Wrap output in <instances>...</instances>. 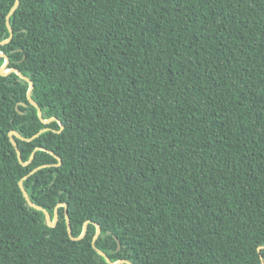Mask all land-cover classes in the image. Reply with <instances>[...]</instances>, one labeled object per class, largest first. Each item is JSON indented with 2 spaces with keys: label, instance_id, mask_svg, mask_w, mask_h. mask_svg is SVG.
I'll return each instance as SVG.
<instances>
[{
  "label": "trees",
  "instance_id": "obj_1",
  "mask_svg": "<svg viewBox=\"0 0 264 264\" xmlns=\"http://www.w3.org/2000/svg\"><path fill=\"white\" fill-rule=\"evenodd\" d=\"M10 26L55 120L0 75V264H109L97 224L112 262L264 264V0H20ZM44 129L22 165L10 132Z\"/></svg>",
  "mask_w": 264,
  "mask_h": 264
},
{
  "label": "water",
  "instance_id": "obj_2",
  "mask_svg": "<svg viewBox=\"0 0 264 264\" xmlns=\"http://www.w3.org/2000/svg\"><path fill=\"white\" fill-rule=\"evenodd\" d=\"M19 5H20V0H16L14 6L12 7V9L10 10V12L8 13V15H7V17H6V23H7L8 29H9V31H10V37H9L6 41L1 42V43H0V46H1V45H5V44L10 43V41H11L12 38H13V30H12V28H11V26H10V18H11V16L16 12V10L18 9ZM0 56H2V57L5 58V63H4V65L0 68V75H2V76H7V75H9V74H11V73L14 72V73H16L17 75H19L22 79H24L25 81H27V82L30 84V89H29V92H28V100H29V102H30L34 107H36V109L38 110V114H39L40 119H41L44 123H50V122H52L53 120H55V119H51V120H44V119H43V116H42V110H41L40 106H39V105L33 100V98H32V90H33V82H32V80H31L30 78H28L27 76H25L24 74H22L21 71L18 70V69L12 68V69H10V70H7V67H8V64H9V58H8L4 53H2V52H0ZM17 109H18V107H17ZM46 130H47V129H44L43 131H41L40 133H38L37 135H35L33 138H30V139L24 138V137H22L21 135H19V134L16 133V132H10V140H11V143H12L13 146L15 147L16 152H17V155H18V160H19V162H20L22 165L27 166V165L32 161L34 154L32 155V158H31V160H30L29 162L24 163L23 160H22V154H21V151H20V149H19L18 143L16 142L14 136L17 137V138L20 139V140H23V141H32V140H34L35 138H37L42 132H44V131H46ZM40 149H43V148H40ZM36 150H39V149H36ZM50 153H51L52 155H54V156L59 160V164H58V166L61 165V159H60L58 156H56V154H54L53 152H50ZM49 166H51V165H44V166L38 167V168H36V169H35L30 175L34 174L35 172H37V171H38L39 169H41V168H46V167H49ZM24 179H26V177H25ZM24 179H23V180H24ZM23 180L20 182L19 185H20V188H21V190H22V192H23V195H24L25 199L27 200L28 204H29L31 207H33V208H35V209H37V210H39V211H43V212L45 213V215H46V219H47L48 225H49L50 227H55V226L57 225V223H58V208H59L60 206H64V204H60V205L56 208V210H55V217L52 218L51 215H50V213H49L47 210H45L44 208H42V207H40V206L35 205V204L31 201V199H30V197H29L27 191H26L25 188L23 187ZM66 217H67V228H68V233H69V235H70V238H71L72 240H81L82 238H84L85 235H86V232H87V228H88L89 221H87V222L85 223L82 235H81L80 237H77V238H76V237H74L73 234H72V226H71L70 218H69L68 215H67ZM100 234H101V228H100V226L97 224V233H96V235H95V237H94V240H93V248L98 252L99 255H101L102 257H104V258L106 259V261H107L109 264H123V263H126V264H133V263H131V262H129V261H126V260H121V261H118V262H112L111 259L108 257V255H107L105 252H103L102 250H100V249L97 248V245H96V244H97V240H98ZM119 247H121V246H120V243H119Z\"/></svg>",
  "mask_w": 264,
  "mask_h": 264
}]
</instances>
